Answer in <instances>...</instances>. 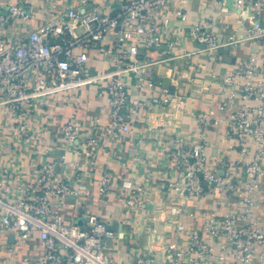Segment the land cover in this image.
Listing matches in <instances>:
<instances>
[{
	"label": "built area",
	"instance_id": "built-area-1",
	"mask_svg": "<svg viewBox=\"0 0 264 264\" xmlns=\"http://www.w3.org/2000/svg\"><path fill=\"white\" fill-rule=\"evenodd\" d=\"M232 1L239 12L253 14L247 38L264 41V19L260 17L264 0ZM87 2L86 7L66 9L64 17L43 11V25L24 35L14 33L15 20L25 24L39 10L26 0L4 7L0 3V107L7 113L0 140V228L11 229L16 243L39 231L38 264H117L109 257L117 232L92 213L83 221L67 222L58 208L69 205L79 213L97 155L139 121V111L146 104L140 95L146 86V69L158 63L177 64L199 53L213 57L221 46L206 23L190 26L194 47L183 46L176 21L187 19L192 0ZM106 38L107 70L94 74L84 50L103 46ZM151 51L158 54L157 61L146 56ZM130 73L138 78L131 90L126 80ZM101 80L106 81V122L94 117L89 123L91 132L84 133L85 125L71 117L63 119L54 145L59 153L37 160L44 141L40 124L47 101ZM222 82L230 88L220 107L227 123L223 136L237 141L240 159L214 162L207 158L205 129L217 124L211 111L195 116L201 128L196 140L176 133L167 152L172 167L164 170L171 176L169 185L179 206L171 207L166 217L155 203L151 218L161 223L172 217L175 238L163 242L160 263L153 256L134 252V264H264V228L254 213L255 191L264 174V66L252 55L225 74ZM161 92L164 99L154 98L151 104L183 106V97L166 88ZM4 152L12 157L8 167L1 165ZM70 152L75 153L74 160L68 158ZM22 156L32 160L29 173L21 169ZM81 161L88 168L80 169ZM143 179L144 184L123 182L125 212L134 224H140L139 217L153 201L152 176L145 174ZM113 183L109 173L101 174L98 196L107 197ZM236 191L244 192L245 198L234 211L209 214L199 228L182 219L186 201L210 193L220 204ZM68 198L73 201L66 203Z\"/></svg>",
	"mask_w": 264,
	"mask_h": 264
},
{
	"label": "crops",
	"instance_id": "crops-1",
	"mask_svg": "<svg viewBox=\"0 0 264 264\" xmlns=\"http://www.w3.org/2000/svg\"><path fill=\"white\" fill-rule=\"evenodd\" d=\"M18 0H0L1 6L8 2ZM39 10L36 18L29 19L24 24L17 19L14 22V33L24 35L29 31L39 29L43 25L42 12L50 11L54 16L64 14L71 7L81 8L87 6L88 0H26ZM96 1V0H95ZM108 0H97L105 4ZM249 14V15H248ZM241 13L235 9L232 0H192L188 8L187 19L183 22L176 21L183 46L194 47L190 41L188 28L195 24L206 23L209 31L218 35L221 42L213 57L203 53L195 54L179 63H158L144 71L145 87L141 91V101L146 103L139 111V121L132 125L129 133L117 137L108 147L101 149L93 163L89 175L91 182L88 192L83 197V206L78 214L69 205L61 206L58 211L67 222L74 219L83 221L92 213L106 222L119 237L110 245L109 257L117 264H134V252H141L153 256L158 263L164 259L162 244L167 239L173 240L174 226L169 221L158 223L153 221L152 210L159 204L168 216L171 207L179 206L175 201L176 196L170 188L171 176L166 175L164 169L172 167V162L167 157L170 142L177 133L184 139L196 140L201 133L195 116L200 112L211 111L217 124L205 129L207 158L217 162L221 158L240 159L238 143L226 139L223 132L227 128L226 115L221 110V104L230 92L224 86L222 77L231 71L237 64L252 55L257 56L258 63L264 66V41L247 38V32L252 22V13ZM64 17V16H63ZM62 17V18H63ZM264 19V9L260 12ZM239 39L238 43H230ZM53 40V39H52ZM108 42L106 38L103 46L89 47L84 50L89 70L100 74L107 70V61L103 47ZM146 56L157 61L156 52H148ZM129 90L138 81L137 75L127 74ZM169 89L172 93L183 97V106L180 108L172 105H153L151 100L164 99L162 89ZM238 104V100L234 102ZM255 104V103H254ZM106 81L84 86L77 91L59 94L55 99L47 101L42 111L44 121L40 124V131L44 138L38 147L37 160L50 159L53 153H59L54 148L55 140L59 136L61 121L65 118H74L85 127L84 133H90V121L94 117L106 122L108 116ZM6 111L0 107V140L4 131ZM76 157L74 152L68 154L70 160ZM11 155L4 152L1 165L10 166ZM21 169L27 173L32 170V160L22 156ZM79 168H88L81 161ZM104 172L109 173L114 183L109 195L101 198L97 194L99 176ZM222 173V171L220 172ZM152 176L150 196L153 199L145 213L139 217V223H132L128 218L124 202L126 199L125 181H136L144 184V175ZM238 181H243L238 177ZM161 187H164L162 190ZM257 199L254 213L259 224L264 228V174L255 191ZM245 198V193L236 191L232 197L225 198L218 204L214 197L207 193L198 199L186 201L183 207L185 220L189 225L199 228L209 214L223 215L237 209ZM68 198L66 203L72 202ZM189 214V216H187ZM173 220V219H172ZM41 254L40 232L34 230L31 237L25 242L16 243L15 234L11 229L0 228V264H38Z\"/></svg>",
	"mask_w": 264,
	"mask_h": 264
}]
</instances>
